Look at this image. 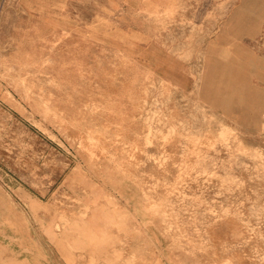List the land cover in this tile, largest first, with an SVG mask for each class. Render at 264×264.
Instances as JSON below:
<instances>
[{
	"label": "rangeland",
	"instance_id": "1",
	"mask_svg": "<svg viewBox=\"0 0 264 264\" xmlns=\"http://www.w3.org/2000/svg\"><path fill=\"white\" fill-rule=\"evenodd\" d=\"M263 174L264 0H0V264H264Z\"/></svg>",
	"mask_w": 264,
	"mask_h": 264
},
{
	"label": "bare ground",
	"instance_id": "2",
	"mask_svg": "<svg viewBox=\"0 0 264 264\" xmlns=\"http://www.w3.org/2000/svg\"><path fill=\"white\" fill-rule=\"evenodd\" d=\"M33 26V25H32ZM35 28V27H34ZM34 30V29H33ZM36 31V30H35ZM34 34V33H33ZM27 37H29V36H27ZM12 38H14V37H12ZM33 38H35V37H33ZM14 46V45H13ZM18 47V46H17ZM17 50V49H16ZM13 51V50H12ZM16 52V51H15ZM5 56H7V55H5ZM28 56V55H27ZM22 58V57H21ZM14 59H16V58H14ZM13 60V59H12ZM172 72H173V68L170 70V73L167 75V81L168 80H170V76H171V74H172ZM176 78V77H175ZM177 81H178V79H176ZM169 82V81H168ZM37 97V96H36ZM2 110V109H1ZM3 114V113H2ZM171 114V113H170ZM6 117V116H5ZM4 120H5V118H4ZM174 122V121H173ZM178 122V121H177ZM187 122V121H186ZM172 132V131H171ZM187 132V131H186ZM172 134H173V132H172ZM166 135V134H165ZM171 137V136H170ZM183 139V138H182ZM163 141V140H162ZM176 141V140H175ZM165 142V141H164ZM172 142V141H171ZM221 142V141H220ZM160 143V142H159ZM233 143V142H232ZM221 144V143H220ZM173 146H174V144H172ZM175 147V146H174ZM225 148V147H224ZM235 148V147H234ZM163 149V148H162ZM175 149V148H174ZM182 151V150H181ZM176 152V151H175ZM159 156V155H158ZM168 156V155H167ZM178 156V155H177ZM181 156V155H180ZM176 158V157H175ZM155 160V159H154ZM175 160V159H174ZM248 160H250V159H248ZM151 161V160H150ZM263 161V160H262ZM154 162V161H153ZM150 163V162H149ZM177 163V162H176ZM255 163V162H254ZM159 164V163H158ZM175 164V163H174ZM173 164V165H174ZM236 164V163H235ZM253 164V163H252ZM152 165V164H151ZM162 166V165H161ZM169 166V165H168ZM159 167V166H158ZM163 167V166H162ZM198 168V167H197ZM238 168V167H237ZM261 168V167H260ZM159 169V168H158ZM169 169H170V167H169ZM253 169V168H252ZM150 170V169H149ZM152 170V169H151ZM156 170L157 169H155V173H156ZM224 170V169H223ZM158 171V170H157ZM160 172V171H159ZM222 172V171H221ZM241 172V171H240ZM261 172V171H260ZM166 173V172H165ZM245 173V172H244ZM247 173V172H246ZM245 173V174H246ZM158 174V173H157ZM166 175V174H165ZM264 175V174H263ZM153 176V175H152ZM170 176H171V174H170ZM153 179V178H152ZM221 180V179H220ZM153 181V180H152ZM163 182V181H162ZM172 183V182H171ZM230 183V182H229ZM176 184V183H175ZM232 184V183H231ZM257 184V183H256ZM226 185V184H225ZM260 185V184H259ZM171 186V185H170ZM261 186V185H260ZM250 187V186H249ZM148 190V189H147ZM226 190V189H225ZM234 192V191H233ZM180 193V192H179ZM178 193V194H179ZM238 193V192H237ZM117 194V193H116ZM144 194V193H143ZM172 194V193H171ZM204 196V195H203ZM256 196V195H255ZM230 197V196H229ZM193 198V197H192ZM254 198V197H253ZM188 199V198H187ZM224 199V198H223ZM152 201H154V200H152ZM157 202V201H156ZM201 202V201H200ZM214 202V201H213ZM220 202V201H219ZM218 202V203H219ZM230 202V201H229ZM146 203V202H145ZM196 204H198V203H196ZM248 204V203H247ZM199 205V204H198ZM205 205V204H204ZM219 205V204H218ZM166 207V206H165ZM190 208V207H189ZM196 208V207H195ZM178 209V208H177ZM221 209V208H220ZM255 209V208H254ZM200 210H201V208H200ZM203 210V209H202ZM205 210V209H204ZM216 210V209H215ZM233 210V209H232ZM250 210V209H249ZM206 211V210H205ZM184 212V211H183ZM174 213V212H173ZM191 213V212H190ZM207 213H209V212H207ZM213 213V212H212ZM222 213V212H221ZM260 213V212H259ZM256 214V213H255ZM197 215V214H196ZM219 215V214H218ZM199 216H202V215H199ZM249 216V215H248ZM256 216V215H255ZM194 217V216H193ZM209 217V216H208ZM244 217V216H243ZM187 218V217H186ZM203 218V217H202ZM210 218V217H209ZM246 218V217H245ZM204 219V218H203ZM211 219V218H210ZM192 220V219H191ZM194 220V219H193ZM206 220V219H205ZM196 221V220H195ZM170 223H171V221H170ZM191 223V222H190ZM242 223V222H241ZM244 224V223H243ZM257 224V223H256ZM194 226V225H193ZM198 226V225H197ZM192 227V226H191ZM179 228V227H178ZM194 228V227H193ZM180 230V229H179ZM180 232V231H179ZM182 232V231H181ZM199 233V232H198ZM256 237V236H255ZM260 237V236H259ZM200 239V238H199ZM79 240H81V239H79ZM82 241V240H81ZM243 242H245V241H243ZM214 244V243H213ZM198 246V245H197ZM200 246V245H199ZM69 247V246H68ZM70 249V248H69ZM236 250V249H235ZM71 251V250H70ZM185 254V253H184ZM191 258V257H190ZM193 258V257H192ZM195 259V258H194ZM181 260V259H180ZM186 260V259H185ZM196 260V259H195ZM190 261V260H189ZM188 262V261H187ZM194 263H196V262H194ZM199 263H200V261H199ZM187 264V263H186ZM190 264V263H189ZM203 264H205V263H203Z\"/></svg>",
	"mask_w": 264,
	"mask_h": 264
}]
</instances>
